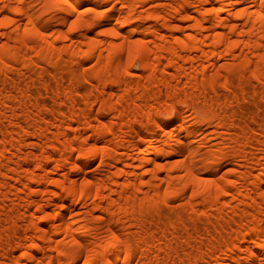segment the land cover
<instances>
[{
  "label": "bare ground",
  "instance_id": "obj_1",
  "mask_svg": "<svg viewBox=\"0 0 264 264\" xmlns=\"http://www.w3.org/2000/svg\"><path fill=\"white\" fill-rule=\"evenodd\" d=\"M0 264H264V0H0Z\"/></svg>",
  "mask_w": 264,
  "mask_h": 264
},
{
  "label": "rangeland",
  "instance_id": "obj_2",
  "mask_svg": "<svg viewBox=\"0 0 264 264\" xmlns=\"http://www.w3.org/2000/svg\"><path fill=\"white\" fill-rule=\"evenodd\" d=\"M50 94L52 95V92H50ZM48 98H50V99H51L52 97H50V96H49ZM48 98H46V99H48ZM50 99H48V100L50 101ZM48 100H47V101H48ZM52 100H53V99H51V101H52ZM49 101H48V102H49ZM51 101H50L49 103H51ZM53 102H54V100H53ZM53 102H52V103H53ZM52 103H51V105H53V104H54V103H53V104H52Z\"/></svg>",
  "mask_w": 264,
  "mask_h": 264
}]
</instances>
